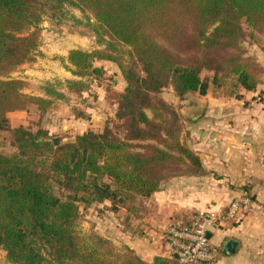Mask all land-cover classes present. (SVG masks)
<instances>
[{"label": "trees", "instance_id": "1", "mask_svg": "<svg viewBox=\"0 0 264 264\" xmlns=\"http://www.w3.org/2000/svg\"><path fill=\"white\" fill-rule=\"evenodd\" d=\"M66 7L88 13L95 24L88 18L87 25L106 44L92 52L69 51L70 72L79 79L67 80L66 89L86 93L105 74L94 63L115 64L124 89L106 91L124 135L116 137L107 123L101 132L64 142L46 129L12 128L8 113L33 106L42 114L52 101L22 93L20 80H0V136L13 149L0 151V253L10 264H177L167 256L147 262L132 249L119 251L97 234H82L79 203L108 202L115 214L121 205L128 225L140 218L138 207L130 206L137 197L150 198L167 180L205 174L179 139L178 115L153 97L168 87L180 100L205 96L226 79L237 90L229 96L253 91L259 78L237 37L244 23L264 38V0H0V76L34 61L39 33L33 30L44 17L61 23ZM205 71L211 76L203 77ZM45 93L64 97L48 88ZM160 107L166 116L145 112ZM213 248L218 260L221 250Z\"/></svg>", "mask_w": 264, "mask_h": 264}, {"label": "crops", "instance_id": "2", "mask_svg": "<svg viewBox=\"0 0 264 264\" xmlns=\"http://www.w3.org/2000/svg\"><path fill=\"white\" fill-rule=\"evenodd\" d=\"M215 91L189 96L194 103L185 111L181 140L205 174L161 184L147 204L152 208L146 220L134 221L136 235L144 241L132 250L144 261L166 257L161 235L168 224L196 213L220 215L233 198L245 195L253 200L251 213L209 232L210 243L214 240L212 245L221 250L215 264H264V84L251 92L240 90V100ZM228 241L236 242L233 254L224 249Z\"/></svg>", "mask_w": 264, "mask_h": 264}, {"label": "rangeland", "instance_id": "3", "mask_svg": "<svg viewBox=\"0 0 264 264\" xmlns=\"http://www.w3.org/2000/svg\"><path fill=\"white\" fill-rule=\"evenodd\" d=\"M65 12L67 15L61 23L44 17L40 25L33 30L39 33V44L34 53L33 62L20 65L7 76H0V80L17 79L24 82L22 93L26 95L52 101V105L42 114L33 106L28 107L27 110L8 113L9 125L12 128L22 126L33 132L38 129H46L52 138H58L64 142L72 140L76 135L89 130L101 132L107 123L112 133L121 138L124 135V129L122 128L124 126L117 120H113L117 105L115 101L109 98V93L106 91L107 88L115 91L124 89L121 84L122 77L115 64L106 61L95 62L94 65L104 69L105 74L100 79L91 81L86 93L77 96L66 89L67 80L79 79L70 72L73 68L67 62L69 51L92 52L104 48L106 44L95 35L92 27L87 25L88 18L92 26L95 24L94 19L88 13H82L72 7H66ZM75 19L79 20L80 23H77ZM103 38L105 41L109 40L107 35H103ZM237 45L242 49L243 56L249 58L251 67L255 71L254 74L259 78L258 84H264V38L256 32H251L247 25L242 23L241 31L237 37ZM122 49L125 50V48ZM222 54L226 55L227 51ZM108 63L113 66L107 67L111 66ZM202 76H211V73L205 71ZM83 79L85 81L84 77ZM89 81L88 78L87 82ZM231 85L232 81L226 79L222 88L211 87V89L224 95L235 94L237 90ZM47 88L62 94L64 97L56 99L55 96H47L45 93ZM189 96L180 100L174 95L172 88L168 87L159 95L153 97V102L156 105H159L157 102L163 103L170 112L174 111L178 115L182 124L179 133L180 141L183 140L185 111L189 110V106L194 103V99ZM145 112L150 118H154L153 116L158 114L165 116L167 114L166 109L162 107L156 109V111L149 109ZM156 119L159 120V118ZM0 151L3 153L13 151L5 135L0 136ZM180 170L182 171L183 168L181 167ZM163 183L166 182L161 184ZM150 198L137 197L130 205L136 206L134 207L136 211L138 207L137 213L140 218H130L128 225L125 224L123 219L124 214L121 205H119L120 208H117L115 214L107 208L108 202L90 207H85L84 204L79 203L78 230L82 234H97L110 241L115 249L119 251H123L126 247L129 248V246H131L129 249H133L135 244L137 247L141 246L144 240L136 235L137 231L134 228L137 223L134 221L146 220L148 210L151 211L152 208V206L150 208L147 205L152 200ZM191 215L186 221H180L179 223H187ZM214 243L213 240L211 244L214 245ZM0 264H10L7 262L4 252L0 253Z\"/></svg>", "mask_w": 264, "mask_h": 264}, {"label": "built area", "instance_id": "4", "mask_svg": "<svg viewBox=\"0 0 264 264\" xmlns=\"http://www.w3.org/2000/svg\"><path fill=\"white\" fill-rule=\"evenodd\" d=\"M253 206L250 196H237L220 215L196 213L191 215L186 224L170 223L161 235L166 244V256L175 258L177 264H215L216 250L207 235L211 230L242 220L251 213Z\"/></svg>", "mask_w": 264, "mask_h": 264}, {"label": "water", "instance_id": "5", "mask_svg": "<svg viewBox=\"0 0 264 264\" xmlns=\"http://www.w3.org/2000/svg\"><path fill=\"white\" fill-rule=\"evenodd\" d=\"M85 81L87 82L88 81V78H85ZM193 120V119H195V115L194 116H192L191 118H190V120ZM207 238H209V234L207 235ZM224 249H225V251L226 252H228L229 254H233V253H235V250H236V242H234V241H228V242H226V244H225V246H224Z\"/></svg>", "mask_w": 264, "mask_h": 264}]
</instances>
